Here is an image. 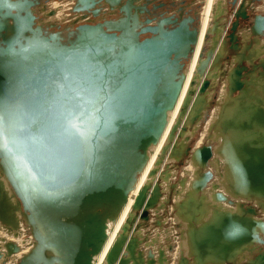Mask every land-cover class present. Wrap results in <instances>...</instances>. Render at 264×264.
Returning <instances> with one entry per match:
<instances>
[{"label":"water","instance_id":"95a60500","mask_svg":"<svg viewBox=\"0 0 264 264\" xmlns=\"http://www.w3.org/2000/svg\"><path fill=\"white\" fill-rule=\"evenodd\" d=\"M162 1L75 0L76 18L54 24L48 0H0V105L14 130L0 150V231L29 239L16 264H96L104 251L179 103L198 40L194 19ZM222 10L216 3L167 138L100 264H264V46L238 45L235 35L241 20L264 38V14L241 3L223 37ZM202 133L207 143L196 145ZM165 157L194 171L173 212L179 242L161 245L136 226L152 214L158 225ZM4 248L7 257L20 251Z\"/></svg>","mask_w":264,"mask_h":264},{"label":"bare ground","instance_id":"6f19581e","mask_svg":"<svg viewBox=\"0 0 264 264\" xmlns=\"http://www.w3.org/2000/svg\"><path fill=\"white\" fill-rule=\"evenodd\" d=\"M60 1H61V3H56L54 1L52 2V0H49V3L47 5L44 4L45 6L43 7V11L45 12V16L46 17H48V14H49V12L46 11L47 7H48V9L51 10L50 12L54 13L48 19L45 17L46 21L48 20L47 22H51V23H54V24H62V21L66 23V21L68 22L71 18H73V17L76 16V15H74V13L71 12V7L74 5L75 0H60ZM160 1H162V0H160ZM185 1H187V4L185 5L186 8H189L191 6V4L194 3V0L192 2H191V0H181L180 2H181V4H183ZM210 1L211 0H205L204 4L207 5L205 11L200 12L198 10L197 11V14H195V15L194 14L191 15L190 12H186L185 14L182 15L183 18H185L187 16L192 17L194 19L193 26L197 25V28H198V40H197V43H196V45L194 47V51H193L190 59L188 60V62L186 64L187 66H186V81H185V87L183 89L181 98L179 100V103H178L176 109L174 110L173 113L170 114V121H169V124L167 126V129H166V131H165V133H164V135H163V137L161 139V142L155 148L154 153L151 155L150 160H149V163H148L146 169L144 170V172L142 173V175L138 179V183H137L136 189L133 192H131V194L129 196V199H128L127 206L124 209L123 214L121 215V218H120V220H119V222H118L115 230L113 231V233H111L109 235V239L107 241V244L105 245L104 251L98 257L96 264H100V262L102 261L104 255H105V253L107 251V249L110 247L111 243L113 242L114 237H115V235L117 233L118 228L120 227L121 223L124 221V218H125L127 212L129 211V209H130V207H131V205H132V203L134 201V198H135V196H136V194H137L140 186L147 179L148 172L153 167L154 161L158 157V154H159V151H160V149L162 147V144L164 143V141L167 138L168 131H169L170 127L172 126L173 122H174V119H175V117L177 115L178 107H179L180 102L182 100V97H183V95L185 93V90H186L185 88L187 87L188 81L190 80V78H191V76L193 74V71L195 69L196 63L198 61L199 53L201 52V49L205 46V44H204V33H205L206 28L210 24L213 23V14H214L213 8L215 7L216 3H220V5L223 6V10L222 11H224V13H226L227 10H228L227 7H228V1L229 0H215V1L212 0L211 3H210ZM255 1L256 0H237L236 5L232 8V10H229V15L230 16L227 18V20H226V17L225 16H223V17L221 16L220 19H217L220 24H223V33H222L223 37H226L225 33H229V29L231 27V24L234 22L233 21L234 13L239 8V5L241 3H243L245 5L246 11H247V9H252V8L255 9L256 11H261V8L264 9V6L263 5L261 7H256V3H254ZM260 1H263L264 2V0H260ZM143 2H144V0H138L139 6L142 5ZM62 3H64V4H62ZM165 4H169V3L168 2H165ZM169 6L170 5H168V7ZM52 7H57L58 10L56 8L54 9ZM164 7H165V5H164ZM170 7L168 8L169 10L167 9V13L172 14L173 12H178V10H176V9H175L176 11H172V10H174V8L171 7V9H170ZM66 10H67V12H66ZM252 11L254 12V10H252ZM57 12H61V13L63 12V13H62V15H60V17H57V15L59 14V13L57 14ZM179 14H182V9H181V12ZM178 17H179V15H178ZM41 21H43V19H41ZM249 29H250V27H249ZM225 30H226V32H225ZM236 31H235V35H236ZM250 32H251V30H250ZM251 35L253 36L252 32H251ZM257 36L258 35L255 36L257 39H254L255 42H256V45L252 48V50L257 49L258 47H260V45L261 46L262 45L264 46V38L258 36L259 37V39H258ZM227 53H228V51H227ZM229 64L231 65L232 62H229ZM221 75H223V74H221ZM217 81L218 82L219 81L221 82L219 85L218 84L217 85L221 89L220 91H221V95H222L224 93L225 89H226V87H225L226 86L225 85V81L222 80V78H219V79L217 78V80L215 82H217ZM213 112H214V109H213L212 113ZM211 115H213V114H210L209 120L211 118ZM204 129H206V127ZM204 135H205V133H202L200 139H198L199 141H197L195 143L196 145H201V144H204V142H206L207 139L203 138ZM184 160H182V163L180 162V164H177L176 165V163L172 164L171 161H169L166 157L164 158L162 164L159 167L160 168L159 171L162 172L163 169H165L166 167H168L169 174H168V178H167L166 181H161L160 182V188H161V190L164 189L165 191L166 190L168 191L171 187H173L175 191L178 190V189H179V191L181 190V179L183 177L189 178L192 175L193 171H194V168L192 166H190L189 164L186 165L184 163ZM187 162L189 163L188 160H187ZM182 165H185V166L182 167ZM174 166H176V168ZM178 169L181 170L180 171L181 174L179 175L180 176L179 179L177 177V170ZM156 181H157V179H155V181H153L152 185ZM169 198H170L169 196H165V199L167 200L165 203L168 202V205L170 204V199H171V198L170 199ZM162 199H163V197H162ZM173 199L174 200L176 199V201H174V204L180 202V199L181 198L179 196V192H178V195L177 196H174L173 197ZM174 209H175V206L174 205L169 206L168 212L171 213V214H173ZM160 212L162 213V210L161 211H158L157 210V215H158L157 217H159V218L161 217V215L159 214ZM165 215L166 216H169V214H167V212L165 213ZM144 226H145V223L144 224H140V227L139 228L136 226V230L138 232L141 230V233H140L141 234V237H144L146 239V241H148V238L149 237H147L146 235H148L149 233H144V231H143V227ZM28 240L29 239H26L23 236H21V237L18 236V238H13L11 236H8L4 231H0V251H1L0 264H16L17 261H18V259L23 254L27 253V251L29 249V244H28L29 241ZM157 240L158 241H160V240L163 241V240H165V238L164 237H160V238H157ZM8 241L16 244L17 246H19L20 247V251L7 257L6 256V252L4 250L5 249L4 248V243H6ZM177 255H178V251H177ZM176 259L174 258L173 261L171 262V264H175L176 263ZM3 261H5V263H3Z\"/></svg>","mask_w":264,"mask_h":264},{"label":"rangeland","instance_id":"374dc122","mask_svg":"<svg viewBox=\"0 0 264 264\" xmlns=\"http://www.w3.org/2000/svg\"><path fill=\"white\" fill-rule=\"evenodd\" d=\"M56 2V3H61V1H58V0H52V2ZM199 1V0H198ZM51 2V3H52ZM260 2V0H256L254 3H256V7H261L262 5L264 6V4H262V3H260V4H258ZM62 4H64V3H62ZM196 4V3H195ZM203 5V4H202ZM206 4H204V6L199 10L200 12H203V11H205V9H206ZM229 7V6H228ZM52 8H56L57 9V7H52ZM229 10H232L230 7L228 8ZM58 10V9H57ZM251 10V9H250ZM249 9H248V11L247 12H249L250 11ZM66 12H67V10H66ZM65 12V13H66ZM59 13V14H58ZM63 13V12H62ZM62 13L61 12H57V17H60V15H62ZM254 13L255 14H264V9H262L261 8V11H255V12H253V14L251 15V16H253L254 15ZM230 15L228 14V17H229ZM227 17V18H228ZM233 20H234V17H233ZM241 21V20H240ZM63 22V21H62ZM61 23V22H60ZM241 24H243V22L241 21ZM243 26V25H242ZM241 34H243L242 33V31L241 32H239V41L238 42H240L241 41V43L240 44H243V45H248V47L250 48V49H252L254 46H255V44H256V42H255V40L254 39H257L255 36H254V38H253V40L252 41H249V40H246L244 37L242 38L241 37ZM258 36H260V35H258ZM257 36V37H258ZM261 37V36H260ZM258 39H259V37H258ZM254 45V46H253ZM206 125V124H205ZM204 127V126H203ZM200 139V138H199ZM197 141H199L198 140V138L196 139V141L195 142H197ZM204 143H207V140H206V142H204ZM183 166H185V165H182V167ZM175 168H176V166H174ZM181 170L180 169H178L177 170V177H178V179L180 178V174H181V172H180ZM162 191H163V193H162V197H163V199H165V196H169L170 198V204L168 205V204H166V203H164V205H163V207H159L157 210L158 211H161L162 210V213L160 212L159 214L161 215V217L159 218H157L156 220H157V224L159 225H154L153 224V221H154V216L155 215H153L152 214V216L150 217V220L148 221V222H145V226L143 227V231H144V233H149L148 235H146L147 237H149L148 238V241H150L151 240V237L152 238H155V239H157V238H160V237H164L165 239L167 238L168 240H172V242L173 243H178L179 242V238L178 237H180V230H182V228H183V225H182V223H180L178 220H176L175 221V219L173 218V214H171V213H169L168 212V210H169V206H172V205H174L175 206V204H174V201H176V199L174 200L173 199V197L174 196H177L178 195V192H179V189L178 190H174V188L173 187H171L168 191L166 190H164V189H162ZM176 193V194H175ZM162 197H161V202H164L163 201V199H162ZM167 212V214H169V216H166L165 215V213ZM259 214L261 213V212H258ZM170 217V218H169ZM170 237V238H169ZM147 241V242H148ZM160 243H162L161 245H166V241L165 240H163V241H160ZM176 251H178L177 249H176ZM180 254V253H179ZM178 259V258H177ZM175 264H178L177 263V260H176V263Z\"/></svg>","mask_w":264,"mask_h":264},{"label":"flooded vegetation","instance_id":"af4514ba","mask_svg":"<svg viewBox=\"0 0 264 264\" xmlns=\"http://www.w3.org/2000/svg\"><path fill=\"white\" fill-rule=\"evenodd\" d=\"M172 2L170 3V4H167L166 6H168V5H170L171 7H173L174 8V10H172V11H176V10H178V12H173L172 14L175 16V17H178V14L181 12V9H182V14H185L186 12H190L191 13V15H195V14H197V11H198V7H201V4L198 2V0H194V3H192L191 4V6L189 7V8H186V4H187V1H185L183 4H181V2L179 1H176V0H171ZM163 2V1H162ZM162 2H158V3H156L157 4V6H159L160 5V3H162ZM195 2H196V4H195ZM48 3H49V0H48ZM169 6V7H170ZM171 7H170V9H171ZM97 8H99L100 9V7H97ZM202 8V7H201ZM229 7H227V9H228ZM176 9V10H175ZM169 10V9H168ZM250 10V9H249ZM252 10H254V12L256 11L255 9H251V11ZM47 11L48 12H50L51 10L50 9H48L47 8ZM164 11H167V9H165ZM171 11V10H170ZM247 11H248V9H247ZM253 12V11H252ZM228 14H229V9H228ZM228 14L226 15V20H227V17H228ZM253 14V13H252ZM255 14V13H254ZM85 16H86V19L87 20H89V21H93V22H97L99 19H100V16H94L93 14H85ZM149 17V16H148ZM149 18H151V17H149ZM249 18H250V20H252V18H251V16H249ZM225 20V21H226ZM234 21V20H233ZM243 22V21H242ZM245 22H243V24H241V21H239V24H238V27L236 28V36L239 38V32H241L242 31V33L243 34H241V37L243 38H245L246 40H249V41H252L253 40V36L251 35V32H250V29H249V26H250V24H244ZM233 24V23H232ZM231 24V25H232ZM243 25V26H242ZM226 29V28H225ZM225 32H226V30H225ZM225 35H226V37H227V35H229V33H225ZM238 40V39H237ZM240 43H241V41H240ZM238 45H240L239 44V42H238ZM256 45V44H255ZM254 46V45H253ZM229 62H231V61H229L228 59L226 60V62H225V66H226V68H230V67H233V65L231 64H229Z\"/></svg>","mask_w":264,"mask_h":264},{"label":"snow or ice","instance_id":"6c2138e0","mask_svg":"<svg viewBox=\"0 0 264 264\" xmlns=\"http://www.w3.org/2000/svg\"><path fill=\"white\" fill-rule=\"evenodd\" d=\"M72 127H75L73 125ZM14 130L9 121V118L6 114L5 108L3 105H0V150L4 148V137L6 134H13Z\"/></svg>","mask_w":264,"mask_h":264},{"label":"crops","instance_id":"0c3cea01","mask_svg":"<svg viewBox=\"0 0 264 264\" xmlns=\"http://www.w3.org/2000/svg\"><path fill=\"white\" fill-rule=\"evenodd\" d=\"M212 1V0H211ZM211 1H210V3H211ZM215 1V0H214ZM260 3H262V4H264V2L263 1H260L258 4H260ZM160 241H162V240H160Z\"/></svg>","mask_w":264,"mask_h":264}]
</instances>
